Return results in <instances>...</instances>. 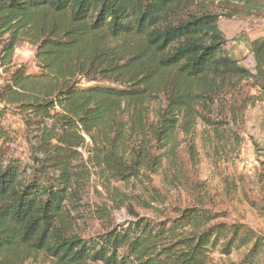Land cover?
Here are the masks:
<instances>
[{
	"label": "trees",
	"instance_id": "obj_1",
	"mask_svg": "<svg viewBox=\"0 0 264 264\" xmlns=\"http://www.w3.org/2000/svg\"><path fill=\"white\" fill-rule=\"evenodd\" d=\"M216 1L0 0V264H210L241 251L244 264L264 260V238L198 207L133 214L89 236L80 225L93 172L155 193L179 135L192 157L198 123L237 133L264 102V36L244 66L221 22L236 7ZM131 36L142 39L132 48L106 40ZM23 43L36 48V73L14 64Z\"/></svg>",
	"mask_w": 264,
	"mask_h": 264
},
{
	"label": "rangeland",
	"instance_id": "obj_2",
	"mask_svg": "<svg viewBox=\"0 0 264 264\" xmlns=\"http://www.w3.org/2000/svg\"><path fill=\"white\" fill-rule=\"evenodd\" d=\"M225 3L236 7V15L229 11L232 18L222 19L223 31L235 58L247 66L245 58L250 54L251 42L264 36V9L230 0H217L215 5ZM106 40L113 46L132 48L142 39L131 36ZM14 64L26 66L29 74L38 72L36 48L21 44ZM8 120L21 137L20 120L14 116ZM220 134L198 123L192 135L196 148L192 157L187 153L190 138L179 135L174 148L177 158L166 160L152 177L150 189H155V193L146 192L144 184L137 180L116 182L100 171L93 172L85 187L86 196L78 203L85 236L122 226L135 214L157 219L158 212L168 215L174 208L198 207L217 214L223 223L246 226L264 238V102L248 108L237 133L228 131L224 137ZM14 148L18 155L27 153L24 141ZM150 194H155L163 204L152 203ZM246 253L217 252L210 264H244ZM258 264H264V260Z\"/></svg>",
	"mask_w": 264,
	"mask_h": 264
}]
</instances>
